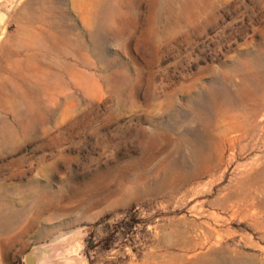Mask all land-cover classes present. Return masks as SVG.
Listing matches in <instances>:
<instances>
[{
	"label": "rangeland",
	"instance_id": "1",
	"mask_svg": "<svg viewBox=\"0 0 264 264\" xmlns=\"http://www.w3.org/2000/svg\"><path fill=\"white\" fill-rule=\"evenodd\" d=\"M31 249L264 264V0H0V264Z\"/></svg>",
	"mask_w": 264,
	"mask_h": 264
},
{
	"label": "water",
	"instance_id": "2",
	"mask_svg": "<svg viewBox=\"0 0 264 264\" xmlns=\"http://www.w3.org/2000/svg\"><path fill=\"white\" fill-rule=\"evenodd\" d=\"M38 259V249H31L25 254V264H37Z\"/></svg>",
	"mask_w": 264,
	"mask_h": 264
},
{
	"label": "bare ground",
	"instance_id": "3",
	"mask_svg": "<svg viewBox=\"0 0 264 264\" xmlns=\"http://www.w3.org/2000/svg\"><path fill=\"white\" fill-rule=\"evenodd\" d=\"M26 34H28V31L24 28V26L22 24L21 25H18L17 26V35H21L23 37ZM232 264H241V263L238 262V261H233Z\"/></svg>",
	"mask_w": 264,
	"mask_h": 264
},
{
	"label": "trees",
	"instance_id": "4",
	"mask_svg": "<svg viewBox=\"0 0 264 264\" xmlns=\"http://www.w3.org/2000/svg\"><path fill=\"white\" fill-rule=\"evenodd\" d=\"M87 240L89 241L90 239L88 238ZM89 248L90 249H93V246L92 245H89Z\"/></svg>",
	"mask_w": 264,
	"mask_h": 264
}]
</instances>
